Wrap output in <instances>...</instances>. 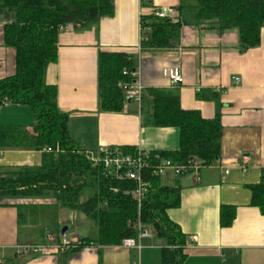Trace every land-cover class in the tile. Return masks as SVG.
I'll return each instance as SVG.
<instances>
[{
	"label": "crops",
	"instance_id": "crops-1",
	"mask_svg": "<svg viewBox=\"0 0 264 264\" xmlns=\"http://www.w3.org/2000/svg\"><path fill=\"white\" fill-rule=\"evenodd\" d=\"M179 4L180 0H114L113 17L59 35L58 61L45 71V82L57 87L58 107L69 114L70 138L85 151L130 147L174 153L180 149L179 129L144 126L140 106L134 102H125L119 113L101 111V52L139 57L144 91L175 90L184 111L198 112L205 120L219 117L222 167L212 164L198 172H170L161 178L162 186L180 190V204L168 216L187 237L183 264H264V215L252 206L250 191L264 169V27L260 44L245 52L239 50L236 30L218 33L203 25L182 27L175 48L142 53L141 16L168 10L167 16L175 19ZM6 20L0 16V80L15 74L16 52L4 44ZM172 68L183 77L178 87H171L163 76V70ZM34 123L28 107L6 105L0 110V126H22L32 132ZM244 156L250 158L246 166ZM42 158L43 151H0V168H37ZM223 206L236 209L228 228L220 225ZM80 214L58 208L52 196L1 199L0 264L162 263L163 242L150 231L141 250L91 246L77 252L17 253L23 246L53 244L49 235L54 243L63 236L73 243L96 240L98 229L92 236L80 234V229L92 228L86 216L84 227H77Z\"/></svg>",
	"mask_w": 264,
	"mask_h": 264
},
{
	"label": "trees",
	"instance_id": "trees-1",
	"mask_svg": "<svg viewBox=\"0 0 264 264\" xmlns=\"http://www.w3.org/2000/svg\"><path fill=\"white\" fill-rule=\"evenodd\" d=\"M114 13V0H0V16L7 19L4 44L16 52L15 74L0 80V110L6 105L28 107L35 120L32 132L22 126H0V151H43L37 168H0V200L52 196L58 208L84 214L97 227L98 238L80 240L69 252L121 246L126 239H137L141 225L151 228L154 237L163 242L161 264H183L187 237L168 216L180 204L179 188L162 186L160 178H147L151 188L139 209L127 194L135 185L105 176L70 138L69 114L58 107L57 87L45 82V71L58 61L59 28H87ZM203 25L218 33L236 30L241 52L255 48L264 27V0H180L175 19L159 18L156 12L141 16L140 51L175 48L182 27ZM139 60L124 52L99 54L101 111H123L125 96L119 84L132 82ZM140 109L144 126L180 131L179 151L158 153L161 157L180 165L198 160L204 166L220 158L219 117L205 120L198 112L184 111L177 91H143ZM46 148L52 152H44ZM120 149L126 154L136 151ZM250 191L252 206L264 215V169L260 182ZM235 217V208L223 206L221 227H230Z\"/></svg>",
	"mask_w": 264,
	"mask_h": 264
},
{
	"label": "built area",
	"instance_id": "built-area-1",
	"mask_svg": "<svg viewBox=\"0 0 264 264\" xmlns=\"http://www.w3.org/2000/svg\"><path fill=\"white\" fill-rule=\"evenodd\" d=\"M156 16L164 18L166 15L163 11H158L156 12ZM68 30H70L69 26H61L59 28L61 33L67 32ZM127 73V69H124V74ZM163 76L169 81V85L171 87H178L183 83L182 74L177 68L163 70ZM234 82L238 83L239 79L234 78ZM119 88L124 93L126 103L134 102L138 105L141 104L144 89L140 83L139 64L138 68L133 71L132 82L121 83L119 84ZM44 152L51 153L52 149L46 148ZM83 154L94 167L100 168L105 176L116 181L132 182L135 185V188L128 191L127 194L132 196L139 209L141 208L142 202L151 188V183L147 180V178L161 179L170 172L175 175H184L190 172H198L202 167H204V165H202V163L198 160H192L187 165H180L161 157L158 153H151L141 149H136L134 154H126L123 153L120 148L116 147L100 148L96 152L84 151ZM249 160L250 158L248 156L242 157L243 166H246L249 163ZM214 164L222 167V160L219 158ZM150 237V232L143 229L141 225H139L137 239L124 240L121 247L141 250V241ZM48 241L53 242V244L23 246L18 248L17 253L61 252L76 248L79 244H81L79 241L73 243L66 236H63L59 243H54L55 239L49 235Z\"/></svg>",
	"mask_w": 264,
	"mask_h": 264
},
{
	"label": "rangeland",
	"instance_id": "rangeland-1",
	"mask_svg": "<svg viewBox=\"0 0 264 264\" xmlns=\"http://www.w3.org/2000/svg\"><path fill=\"white\" fill-rule=\"evenodd\" d=\"M141 105V104H140ZM139 105V106H140ZM78 220H79V222H78V225H77V227H79V229L80 228H82V227H84V225L82 224V222L83 221H86V217H85V215H83V214H80V216H79V218H78ZM91 226H92V228H90L89 230H86L85 232H84V229L82 230V229H80V231H82L80 234H86L85 236H92V234H96L97 233V227L94 225V224H92L91 223ZM88 228V227H87ZM150 232H152V229L151 228H149L148 229ZM84 232V233H83Z\"/></svg>",
	"mask_w": 264,
	"mask_h": 264
},
{
	"label": "water",
	"instance_id": "water-1",
	"mask_svg": "<svg viewBox=\"0 0 264 264\" xmlns=\"http://www.w3.org/2000/svg\"><path fill=\"white\" fill-rule=\"evenodd\" d=\"M163 12H164V14H165L166 16L169 14L168 10H164ZM66 230H67V228H64V229L62 230V234H65Z\"/></svg>",
	"mask_w": 264,
	"mask_h": 264
}]
</instances>
